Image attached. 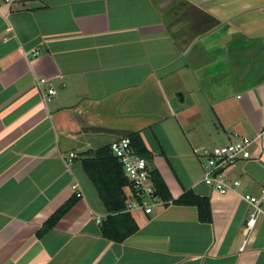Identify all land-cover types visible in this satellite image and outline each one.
<instances>
[{
  "label": "crops",
  "instance_id": "0c3cea01",
  "mask_svg": "<svg viewBox=\"0 0 264 264\" xmlns=\"http://www.w3.org/2000/svg\"><path fill=\"white\" fill-rule=\"evenodd\" d=\"M11 1L0 0V264H264V217L247 231L242 198L264 190V0ZM91 126L136 131L172 197L208 198L212 222L166 202L129 213L139 230L123 243L104 238L108 212L81 159L113 140ZM231 136L260 138L222 196L199 155Z\"/></svg>",
  "mask_w": 264,
  "mask_h": 264
},
{
  "label": "built area",
  "instance_id": "2783aa9c",
  "mask_svg": "<svg viewBox=\"0 0 264 264\" xmlns=\"http://www.w3.org/2000/svg\"><path fill=\"white\" fill-rule=\"evenodd\" d=\"M4 4L10 6L12 1L5 0ZM2 7L3 4L0 3V9ZM34 56L37 57L38 52H35ZM39 84L48 87L47 102H51V96L56 94L52 84L47 79L40 80ZM259 138L260 136L256 139L231 136L229 143L199 155L205 159L203 177L205 185L222 196L231 192L236 193L241 182L239 180L229 181L227 175L239 163L253 157L252 147ZM110 148L113 156L122 164L125 176L130 181L126 212L143 211L147 215L153 214L157 206L166 202L155 195L156 189L151 178L148 160L137 154L130 138L113 141L110 143ZM70 157L72 159L75 155L71 154ZM74 190L77 191L78 198L82 196L78 186H74ZM242 198L251 206L247 231H252L258 220L264 217V190L260 196L244 195Z\"/></svg>",
  "mask_w": 264,
  "mask_h": 264
},
{
  "label": "trees",
  "instance_id": "16d2710c",
  "mask_svg": "<svg viewBox=\"0 0 264 264\" xmlns=\"http://www.w3.org/2000/svg\"><path fill=\"white\" fill-rule=\"evenodd\" d=\"M129 138L137 154L145 159L152 158L138 133ZM81 161L108 212L106 220L102 223L103 237L116 243H123L137 233L139 227L131 214L126 212L128 200L126 190L130 188V181L125 176L122 164L113 156L110 144H105L85 153ZM151 178L156 189L155 195L161 200L167 203L172 202L178 206L196 207L201 222H212L211 204L208 198L200 197L193 192H186L175 200L157 170H151ZM77 200L78 198L75 197L58 209L39 230L37 237L41 239L53 230L58 222L75 206Z\"/></svg>",
  "mask_w": 264,
  "mask_h": 264
},
{
  "label": "water",
  "instance_id": "95a60500",
  "mask_svg": "<svg viewBox=\"0 0 264 264\" xmlns=\"http://www.w3.org/2000/svg\"><path fill=\"white\" fill-rule=\"evenodd\" d=\"M173 2H174V0H171V1H170L171 4H172ZM221 24H222V23H221ZM225 25H226V26H225ZM225 25H224V28H223V29H225V28L227 27L228 24H225ZM230 27H231L232 29H235L234 27H232V25H230ZM233 34H236V32L234 31V32L232 33V35H233ZM230 39H231V38H230ZM248 39L250 40V42H251L253 45H255V44L257 43V41H258V38H257V37L248 38ZM259 41H263V42H264V36H261V37L259 38ZM243 45H244V43H243L242 45L238 46V47H242ZM227 60H231L230 56H229V59H227ZM226 62H227V61H226ZM220 63H225V62L220 61ZM213 65H214V64H213ZM211 68H212V66H211ZM209 69H210V68H209ZM198 70H199V69H198ZM200 71H202V70L200 69ZM180 97H181V100H183L182 95H180ZM115 115H117V116H118L117 118H118V119H121V121L132 120V119H133V120H134V119L139 120L140 118L150 120V121L146 124V126L152 125V124L155 123V121L161 119V117H159V116H157V115H144V116H139V115H134V114H130V113H129V114H128V113L123 114V113H121V111L115 112ZM83 131H84L85 133L92 132V133H95V134H106V135L111 136V139H112L113 141H119V140H121L122 138H129L130 136H132V135H134V134L137 133V132L134 131V130H116V129H109V128H106V126H104V127H100V126H97V127H95V126H91V127H89V128H84Z\"/></svg>",
  "mask_w": 264,
  "mask_h": 264
},
{
  "label": "flooded vegetation",
  "instance_id": "af4514ba",
  "mask_svg": "<svg viewBox=\"0 0 264 264\" xmlns=\"http://www.w3.org/2000/svg\"><path fill=\"white\" fill-rule=\"evenodd\" d=\"M263 55V57H264V54H262ZM138 112H140V113H144V114H151V113H153V112H157L156 110H147V109H141V110H139Z\"/></svg>",
  "mask_w": 264,
  "mask_h": 264
},
{
  "label": "rangeland",
  "instance_id": "374dc122",
  "mask_svg": "<svg viewBox=\"0 0 264 264\" xmlns=\"http://www.w3.org/2000/svg\"><path fill=\"white\" fill-rule=\"evenodd\" d=\"M85 149H82V150H79V151H81V152H83Z\"/></svg>",
  "mask_w": 264,
  "mask_h": 264
}]
</instances>
